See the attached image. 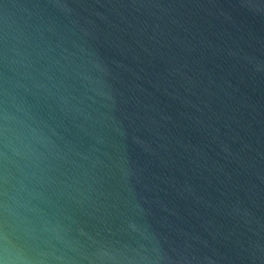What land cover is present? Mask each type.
Masks as SVG:
<instances>
[{
    "label": "water",
    "instance_id": "water-1",
    "mask_svg": "<svg viewBox=\"0 0 264 264\" xmlns=\"http://www.w3.org/2000/svg\"><path fill=\"white\" fill-rule=\"evenodd\" d=\"M12 96L47 126L82 239L130 264H264V0H0Z\"/></svg>",
    "mask_w": 264,
    "mask_h": 264
},
{
    "label": "clouds",
    "instance_id": "clouds-1",
    "mask_svg": "<svg viewBox=\"0 0 264 264\" xmlns=\"http://www.w3.org/2000/svg\"><path fill=\"white\" fill-rule=\"evenodd\" d=\"M51 145L47 126L15 96L0 102V264H130L111 242L82 239L60 211L58 181L40 163Z\"/></svg>",
    "mask_w": 264,
    "mask_h": 264
}]
</instances>
